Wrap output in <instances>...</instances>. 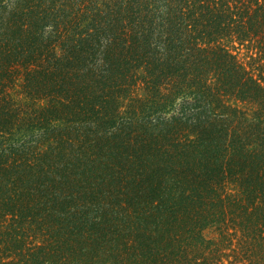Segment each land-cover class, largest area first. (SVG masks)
Instances as JSON below:
<instances>
[{
  "label": "trees",
  "instance_id": "1",
  "mask_svg": "<svg viewBox=\"0 0 264 264\" xmlns=\"http://www.w3.org/2000/svg\"><path fill=\"white\" fill-rule=\"evenodd\" d=\"M264 0H0V264H264Z\"/></svg>",
  "mask_w": 264,
  "mask_h": 264
},
{
  "label": "rangeland",
  "instance_id": "2",
  "mask_svg": "<svg viewBox=\"0 0 264 264\" xmlns=\"http://www.w3.org/2000/svg\"><path fill=\"white\" fill-rule=\"evenodd\" d=\"M228 47L247 68L252 69L256 74L264 70V58L256 60L259 59L260 54L248 43L236 41L229 43Z\"/></svg>",
  "mask_w": 264,
  "mask_h": 264
}]
</instances>
